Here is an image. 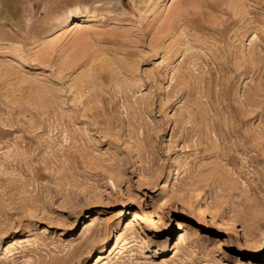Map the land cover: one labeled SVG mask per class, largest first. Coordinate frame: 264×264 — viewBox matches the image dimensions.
Returning a JSON list of instances; mask_svg holds the SVG:
<instances>
[{
	"label": "rangeland",
	"instance_id": "1",
	"mask_svg": "<svg viewBox=\"0 0 264 264\" xmlns=\"http://www.w3.org/2000/svg\"><path fill=\"white\" fill-rule=\"evenodd\" d=\"M0 264H264V0H0Z\"/></svg>",
	"mask_w": 264,
	"mask_h": 264
},
{
	"label": "bare ground",
	"instance_id": "2",
	"mask_svg": "<svg viewBox=\"0 0 264 264\" xmlns=\"http://www.w3.org/2000/svg\"><path fill=\"white\" fill-rule=\"evenodd\" d=\"M225 1H226V0H225ZM225 3H226V2H225ZM230 6H231V5H230ZM220 8H221V10H223V11L225 10V8H224L223 6H220ZM210 11H211V10H210ZM195 14H196V13H195ZM195 14L193 13L192 16H195ZM204 18H205V17H203V19H204ZM183 237H184V235H183ZM183 237H182V238H183ZM102 259H104V258H102Z\"/></svg>",
	"mask_w": 264,
	"mask_h": 264
}]
</instances>
